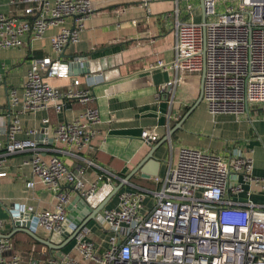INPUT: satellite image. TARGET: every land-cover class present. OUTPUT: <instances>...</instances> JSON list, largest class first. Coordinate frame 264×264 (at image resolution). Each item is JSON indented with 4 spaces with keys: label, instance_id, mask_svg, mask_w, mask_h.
<instances>
[{
    "label": "built area",
    "instance_id": "1",
    "mask_svg": "<svg viewBox=\"0 0 264 264\" xmlns=\"http://www.w3.org/2000/svg\"><path fill=\"white\" fill-rule=\"evenodd\" d=\"M6 1L17 7L19 14L0 12V48H29L49 28H58L49 37L53 54L32 57L28 52L23 82L7 88V125L0 141V178L8 173L10 156L29 154L25 162L32 174L54 191L55 197L53 209L14 203L9 209L11 217L24 220L34 233L41 228L51 235L61 232L67 219L71 196L60 191V186L68 184L84 199L95 196L98 188L97 181L86 184L82 171L74 173L59 156H79L80 151L92 147L100 122L95 97L78 78L66 86L55 84V79L69 77L63 69L62 52L78 42L93 8L91 0ZM181 1L174 0L173 59L152 64L173 72L158 91L167 88L172 100L185 98L188 92L201 95L211 115H242L251 105L264 103V0H236L216 19L205 21L193 20L189 3L186 10L191 19L181 18ZM150 2L143 0L146 10ZM213 2L204 0L206 15L214 12ZM67 20L70 25L62 26ZM185 72L190 75L185 77ZM3 82L0 74V84ZM69 102L79 103L82 110L73 120L57 123L41 139L36 137V129L23 127L19 120L21 113L51 105L58 112ZM42 123L49 124V119ZM140 137L147 145L158 139L152 127L144 129ZM57 144H66L72 151ZM85 162L95 166L90 159ZM118 180L122 187L115 194L116 204L105 206L94 218L106 231L105 247L100 251L84 227L72 239L71 253L63 258L52 256L47 263L264 264V203L253 201L246 189L249 185L264 192V178L254 175L250 155L181 146L164 173L152 176L156 187L134 186L122 177ZM239 194L246 199H240ZM3 227L0 220V264H40L38 259L14 251Z\"/></svg>",
    "mask_w": 264,
    "mask_h": 264
},
{
    "label": "crops",
    "instance_id": "2",
    "mask_svg": "<svg viewBox=\"0 0 264 264\" xmlns=\"http://www.w3.org/2000/svg\"><path fill=\"white\" fill-rule=\"evenodd\" d=\"M142 3L143 0H91L93 13L85 22L78 42L68 45L62 52L64 62L70 61V56H78L88 72L57 78L55 84L66 86L73 78H78L83 87L91 89L95 97L94 104L100 112L92 147L80 151L79 156L67 153L59 155L71 171H82L86 184L97 181L98 185L96 195L84 199L85 206L71 186L61 185L60 191H66L71 196L67 214L70 206L74 215L85 218L87 208H95L119 183L118 177L127 179L134 186L156 187L151 181L152 176L164 173L170 161H175L173 149L178 151L181 146L220 154L226 151L248 154L253 158L254 175L264 178V103L251 105L242 115H211L201 100L178 126L186 109L191 108L200 95L188 92L185 98L175 97L172 100L170 90L165 88L159 92L158 88L172 77L173 72L152 66L156 60L169 63L173 59L175 2L151 0L149 10ZM0 12L19 14L17 7L9 5L6 0H0ZM69 25L70 21L67 20L62 26ZM57 29L49 28L42 38L31 42L29 48H0V74L4 76V82L0 84V115H3L0 120V141L5 138L7 125V88L20 86L23 82L29 66L28 52L32 57L53 54L49 37ZM63 69L67 71L66 64ZM52 107L21 113L19 120L23 127L36 129V137L41 139L57 123L73 120L82 110L77 102L66 103L58 112ZM44 118L49 119V124L42 123ZM150 127L155 129L158 139L147 145L140 135ZM18 136L22 137L23 134L19 133ZM164 139L153 156L148 158L152 146ZM57 147L72 151L66 144H57ZM28 155L21 153L10 156L8 173L0 178V220L4 222L3 232L10 235L13 248L20 256L24 235L16 231L11 222V206L20 203L32 205L36 209H53L55 205L54 191L41 183L25 162ZM85 159L92 160L95 166L88 165ZM107 172L115 174V177L107 175ZM29 181L32 182L31 186L26 185ZM246 189H250L253 201L264 203V192L259 188L247 185ZM238 197L246 199L244 194ZM116 201L114 195L106 206H114ZM72 228L71 223L64 222L62 231H71ZM85 228L90 231L101 251L106 245V231L95 219L89 221ZM36 234L41 239L50 236L41 228L37 229ZM71 247L72 241L61 249V254L66 256L71 253ZM30 252L49 257L56 254L43 243L36 247L32 244ZM39 261L40 264L46 263L42 258Z\"/></svg>",
    "mask_w": 264,
    "mask_h": 264
},
{
    "label": "water",
    "instance_id": "3",
    "mask_svg": "<svg viewBox=\"0 0 264 264\" xmlns=\"http://www.w3.org/2000/svg\"><path fill=\"white\" fill-rule=\"evenodd\" d=\"M199 8L202 14L201 20L205 21L206 12H205L204 0H199ZM70 59H71L70 61L66 62L67 71L69 74H73V73L84 74L88 72V69L83 67V63L82 61H80L81 59L78 56H70ZM201 100L202 97L200 95L198 100H196L195 104L184 113L181 122L178 124V126H181V123L184 121V119L192 112V110ZM171 133L172 131H170L169 134ZM164 141L165 139L161 143L152 146L150 153L148 154V158H151V156H153L155 150H157L159 146L163 144ZM121 187H122V183L119 182L112 188L111 192L97 204L95 208L93 209L87 208L88 214L85 218L74 215V211H72L71 207L69 206L68 207L69 213L67 214V219L65 220V223L66 222L71 223L73 225L72 230L69 231L67 229L65 232L61 231L59 233H52L48 239L39 238L36 233H34L31 229H29L28 224L24 220H20V219L17 220V217L12 216L11 222L13 223L16 231L30 235L35 240L49 247L54 253H56L54 254L56 257L63 258V255L61 254V249L70 244L76 233L80 229L84 228L89 221L95 218L96 214L107 205L109 199L112 198ZM77 198L80 199L81 204H83L84 206L86 205V201L84 200V198H80L79 196H77Z\"/></svg>",
    "mask_w": 264,
    "mask_h": 264
},
{
    "label": "rangeland",
    "instance_id": "4",
    "mask_svg": "<svg viewBox=\"0 0 264 264\" xmlns=\"http://www.w3.org/2000/svg\"><path fill=\"white\" fill-rule=\"evenodd\" d=\"M236 0H214L212 7L214 9V12L211 14H207L206 15V19L207 20H214L217 18L218 14L221 13L223 10L226 9V7L228 5H233L235 3ZM198 0H183L180 2V8H181V18H183L184 20H190L191 19V15L189 14L188 10H186V5L189 3L191 4V6L193 7V11H192V16H193V20L198 21L200 19V9L197 8L198 5ZM185 77L189 76L190 74L185 72L183 74ZM177 150L173 149V157L174 159L177 156ZM256 176V175H255Z\"/></svg>",
    "mask_w": 264,
    "mask_h": 264
},
{
    "label": "trees",
    "instance_id": "5",
    "mask_svg": "<svg viewBox=\"0 0 264 264\" xmlns=\"http://www.w3.org/2000/svg\"><path fill=\"white\" fill-rule=\"evenodd\" d=\"M188 109H189V107L186 110H188ZM22 233L23 232H21V234ZM23 235H24V237H23V241H22V244H21V249H23V251H22V253L20 252L21 255L26 257V258L29 257V256H32V257H34V258H36L38 260H40L42 258V259L45 260V262H46L45 264H49V263H47L48 259L50 258L49 256H45V255L43 256V255L37 254L36 252H32V253L30 252V247H31L32 244H34L35 247H36V246L41 245V243L39 241L35 240L34 238H32L30 235H28L26 233H23ZM14 251L16 252L15 249H14ZM16 253L18 254L19 252H16ZM54 257H56V256L54 255Z\"/></svg>",
    "mask_w": 264,
    "mask_h": 264
}]
</instances>
